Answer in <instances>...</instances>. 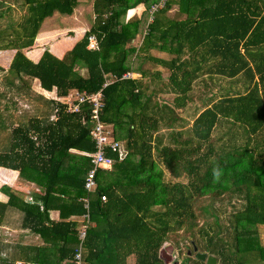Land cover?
I'll list each match as a JSON object with an SVG mask.
<instances>
[{"label":"trees","instance_id":"16d2710c","mask_svg":"<svg viewBox=\"0 0 264 264\" xmlns=\"http://www.w3.org/2000/svg\"><path fill=\"white\" fill-rule=\"evenodd\" d=\"M17 1L0 0V19ZM21 1L23 18L0 27V53L14 51L0 103L8 94L27 95L34 80L59 98L101 91L100 119L125 152L120 159L107 150L114 163L97 171V188L88 194L95 145L86 106L69 114L50 97L43 120L12 125L0 143V167L31 177L43 191L30 203L7 193L0 226L9 210L22 213V227L46 244L33 248L32 263L73 264L88 199L82 264H128L131 257L134 264H166L160 253L172 244L186 254L195 246L220 264H264V0H166L151 21L160 0H89L90 29L61 59L45 49L37 61L26 51L44 20L71 16L79 0ZM140 5L141 14L126 18ZM90 35L97 50L87 48ZM127 73L139 76L122 79ZM198 102L202 109L186 128L179 114ZM205 196L240 202L228 219L230 242L219 216L202 204ZM51 210H58L57 222ZM190 258L196 262L193 252Z\"/></svg>","mask_w":264,"mask_h":264},{"label":"crops","instance_id":"0c3cea01","mask_svg":"<svg viewBox=\"0 0 264 264\" xmlns=\"http://www.w3.org/2000/svg\"><path fill=\"white\" fill-rule=\"evenodd\" d=\"M92 2L93 1H89L91 5ZM177 10V7H175L173 11L177 12ZM142 11V5L131 10V12H133L132 14H138L139 12L141 14ZM47 19H50V17ZM43 27L44 26L42 24L34 45L27 52L28 58L33 61H37L41 57L45 49L57 58L61 59L67 52H69L73 48L76 42H78L84 36L85 32L90 29L82 27L80 30H76L75 32H68L67 34L70 35V38H67L66 40L61 42H59V40L53 43L51 42V40L61 37L63 33L53 34L52 32L47 31L48 27L45 29H43ZM39 40L42 43H38ZM39 47H41V50H38ZM145 68L149 69L150 67L147 66L144 67V69ZM150 69L151 71L162 70L160 66H155L154 68ZM136 75L139 76L138 74ZM2 92L3 91H0V93ZM9 96L10 98L12 97V95L8 94L7 98L4 101L1 100L0 103V143L8 138L12 129V125L13 127H27L33 118L43 120L45 117H47L46 113L52 111V109L50 108L52 107V105L51 103H48V98L54 97L56 95L54 90L52 92H47L41 89L39 86V82L34 80V83L31 86V90L27 95H21L18 98L14 97V100H16L17 102L19 100L31 101L32 103H29L30 108L28 110L22 111L21 109H18L17 105L20 102H18L17 104L14 103L13 100L9 99ZM32 112H35L33 113L34 115H29V113ZM6 119H8L9 123H7ZM70 153L75 155H84L77 150H71ZM25 176L26 175L20 176V173L17 171L0 167V203H7V193H14L15 196H18L27 203H30V201H32L34 197H38L42 193L43 188L41 187V185H39L36 180H32L31 177L27 178ZM2 188L3 190H1ZM62 197L64 196H61V198ZM62 199L66 198L64 197ZM22 219V213L11 209L8 212V218L5 220L4 225L0 226V264H33L31 260L32 255H34L33 248L46 246V244L42 242V239L39 236L34 235L28 228L22 227ZM49 219L57 222L59 219L58 210L49 211ZM58 253L59 251L57 252V249L55 248L54 254L57 255ZM60 264L68 263L67 261H64Z\"/></svg>","mask_w":264,"mask_h":264},{"label":"rangeland","instance_id":"374dc122","mask_svg":"<svg viewBox=\"0 0 264 264\" xmlns=\"http://www.w3.org/2000/svg\"><path fill=\"white\" fill-rule=\"evenodd\" d=\"M22 1L18 0L16 3L9 2V5L11 6L10 10H8V13L6 12L4 14V17L0 19V27H4L5 24H8L9 19H13V21L19 22L23 16L26 14V8L23 7ZM6 6H3L2 8H5ZM175 7L171 9V11L168 13V16L170 18L174 17L177 13L176 11H173ZM131 11H128L126 14V18H129L132 14H130ZM93 11H92V5L87 0H79L77 7L74 9V12L71 16H65L61 14H54L50 19H45L43 23V29L48 27L49 32H52L53 34H62L61 37L52 39L51 42L55 43L56 41H64L67 38H70V35L67 34L71 31L80 30L82 27H86L89 29L93 24ZM82 36V35H81ZM37 38V37H36ZM38 43H42L40 40ZM57 47V46H56ZM54 47V48H56ZM43 48V47H42ZM53 48V47H52ZM38 50H41V47L38 48ZM56 51V50H55ZM28 51H26L27 53ZM14 51H7V52H1L0 53V91H5L3 85V75L6 74L5 71H7L11 58L13 57ZM150 67L154 68L155 66L150 64H145L144 67ZM143 67V68H144ZM149 68V69H150ZM226 85V83H225ZM12 95V94H11ZM10 99V96H9ZM29 100V99H28ZM167 100V99H166ZM14 103H18L17 107L18 109H21L22 111L28 110L30 108L29 103H32L31 101H25V100H19L18 102L13 99ZM28 102V104H27ZM27 105V106H25ZM29 106V107H28ZM195 107V108H193ZM193 107H189L184 113H180L179 116L183 117L186 122H188V125L185 127L188 128L193 118L197 115V112L202 109L201 103L198 102ZM32 113H29V115H34ZM178 130V128H176ZM169 130L162 129L160 134H167ZM187 179H183V182L186 183ZM221 196V198L217 201H212L209 196H205L204 198H201L203 205H208V208H211L214 210V212L219 216L221 226L223 227L224 231V239L226 242H230L232 238V228L229 227V217L232 211L235 209L240 208V202L233 198L232 200H227L226 197ZM204 218L208 221V223H211L213 221V218L211 216H208L207 214L204 215ZM200 223L204 224V220H200ZM180 235H182V232H179ZM261 239L264 241V228L261 230ZM181 248V247H180ZM179 247H176L174 244L172 246H165L162 250H164L166 253L172 255V264L180 263V264H202L198 261L197 263H194L195 261L191 260L190 257L187 256L185 253L184 246L180 249ZM186 255V256H184ZM133 258H129L128 264H133Z\"/></svg>","mask_w":264,"mask_h":264},{"label":"built area","instance_id":"2783aa9c","mask_svg":"<svg viewBox=\"0 0 264 264\" xmlns=\"http://www.w3.org/2000/svg\"><path fill=\"white\" fill-rule=\"evenodd\" d=\"M166 0H160L157 4H154L150 11V21L153 19V15L159 9L165 6ZM88 50H97L98 49V41L95 35H90L88 37ZM137 75L132 73L125 74L122 79H130L135 78ZM53 99L59 102L62 106H64L65 111L69 114H78L82 113L83 107L86 106L88 108L89 120L91 124V129L89 132L90 138L94 141L95 150L90 154V164L91 169L87 173L84 183L85 191L89 193H93L97 188L96 183V173L100 169H111L114 159L106 156L107 150L112 153H117L119 158L122 159L124 156L123 145L117 141L113 134V129L111 126H106L102 123L100 119V115L104 108L103 94L101 91L88 94L85 91H77L72 90L64 97H53ZM101 201L105 202L106 198L101 197ZM84 209H86V214L81 218V227L79 231V245L75 252V256L73 259V264H82V244L86 238L87 230L90 227V215L88 213L89 210V200H83ZM217 264H220L217 262Z\"/></svg>","mask_w":264,"mask_h":264},{"label":"water","instance_id":"95a60500","mask_svg":"<svg viewBox=\"0 0 264 264\" xmlns=\"http://www.w3.org/2000/svg\"><path fill=\"white\" fill-rule=\"evenodd\" d=\"M192 252H193V259L202 264H217L218 262L217 258L212 255H208L206 253H199L195 246L193 247ZM192 252L187 251V256L191 257ZM172 257H173L172 255L166 253L164 250H162L160 253V259H162L166 264H172ZM176 264H180V263H176Z\"/></svg>","mask_w":264,"mask_h":264},{"label":"flooded vegetation","instance_id":"af4514ba","mask_svg":"<svg viewBox=\"0 0 264 264\" xmlns=\"http://www.w3.org/2000/svg\"><path fill=\"white\" fill-rule=\"evenodd\" d=\"M192 260V259H191ZM194 263H196V262H194Z\"/></svg>","mask_w":264,"mask_h":264}]
</instances>
